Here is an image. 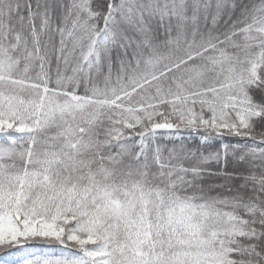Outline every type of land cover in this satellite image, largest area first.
<instances>
[{"label":"snow or ice","instance_id":"6c2138e0","mask_svg":"<svg viewBox=\"0 0 264 264\" xmlns=\"http://www.w3.org/2000/svg\"><path fill=\"white\" fill-rule=\"evenodd\" d=\"M0 264H264V0H0Z\"/></svg>","mask_w":264,"mask_h":264}]
</instances>
